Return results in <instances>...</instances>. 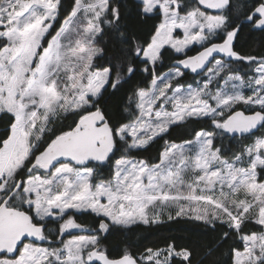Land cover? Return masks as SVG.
Instances as JSON below:
<instances>
[{"label":"snow or ice","instance_id":"obj_1","mask_svg":"<svg viewBox=\"0 0 264 264\" xmlns=\"http://www.w3.org/2000/svg\"><path fill=\"white\" fill-rule=\"evenodd\" d=\"M62 8L0 0V264H191V250L174 243L116 257L103 247L108 233L164 223L165 212L223 226L217 246L234 241L231 264H264V56L234 48L244 25L264 32V0H137L132 14L121 0H72L55 28ZM146 18L158 23L140 40L134 26ZM194 44L201 50L187 55ZM166 46L184 58L160 72ZM186 71L201 79L182 85ZM137 73L117 119L101 101ZM205 119L211 130L164 139ZM237 136L250 138L239 152L216 145ZM158 139L155 162L131 155ZM106 164L107 177L98 172ZM250 222L258 230L245 231Z\"/></svg>","mask_w":264,"mask_h":264},{"label":"trees","instance_id":"obj_2","mask_svg":"<svg viewBox=\"0 0 264 264\" xmlns=\"http://www.w3.org/2000/svg\"><path fill=\"white\" fill-rule=\"evenodd\" d=\"M63 8L61 10V16L57 18L55 28H58L63 21L64 15L69 10L72 0H62ZM137 0H121L124 5V11L126 13H134L135 4ZM191 2V0H189ZM158 23L154 18H146L142 22H138L134 26L137 37L140 40L147 38L153 25ZM54 31V29H53ZM115 41L106 37V50L109 54L115 52ZM105 47L104 44L100 45ZM234 48L244 55L264 56V32L260 30H250L248 25H244L239 32L238 37L235 39ZM198 50L196 47H192L187 51V55H191ZM163 51V65L159 67L160 72L167 71L172 61L179 59L181 56L177 55L173 49L166 46ZM100 63H103L101 60ZM143 65H141L142 67ZM234 67L241 69L242 73H248L251 75L250 66L247 62H236ZM251 67H255L252 65ZM196 76L185 72V76L179 81L182 85L192 83ZM140 80V73L132 77L128 84H125L121 89V92L116 97L109 98V94L105 93V100L101 101L103 105L105 101L108 103L110 112L117 118L122 119L124 114L120 112L117 107L118 101L124 92L130 89L131 86L137 84ZM73 117L69 115L67 119L59 122L57 125V134L60 130H68V126L71 124ZM8 123V117L0 116V135L6 130ZM205 129L211 130L208 120H192L182 127H173L170 129V133L164 139L176 140L177 142L189 140L192 138V133L196 130ZM261 131H264L262 129ZM259 135V133H257ZM223 143L225 147L230 148V152H225V155L239 152L243 145L250 143V138L235 137L225 138L223 142L216 141V145L219 147ZM163 145V140L158 139L145 150L133 151L131 155L136 158L147 159L150 162H155L158 159L159 152ZM120 153H117V158ZM92 166V165H89ZM110 171L109 165H104L98 169V172L107 177ZM73 214L72 212L69 213ZM76 219L78 222L86 225L95 226V218L89 214L77 213ZM164 223L155 225H139L133 226L131 231L128 230H114L106 235V238L102 240V245L107 249L110 256L116 257L127 248L133 253H142L146 248H164L169 243H174L178 248H188L192 252L191 264H231L229 251L234 241L229 239L223 241L217 246V241L220 239L221 234L225 231V228L220 224H217L215 228L211 225H206L202 222L190 220L186 218H177L172 221L167 220V216L162 218ZM46 226L53 227L54 231L57 228V223L54 221H47ZM258 230V226L254 223H248L245 225V231ZM47 243V242H46ZM97 264V263H96Z\"/></svg>","mask_w":264,"mask_h":264},{"label":"rangeland","instance_id":"obj_3","mask_svg":"<svg viewBox=\"0 0 264 264\" xmlns=\"http://www.w3.org/2000/svg\"><path fill=\"white\" fill-rule=\"evenodd\" d=\"M213 14H215V13H213ZM181 37H182V33H178ZM192 47H196V48H198V50L200 49V46L199 45H192V46H190V48H192ZM189 49H187L186 50V52L188 51ZM174 51V50H173ZM175 52V51H174ZM177 54V53H176ZM177 55H179V56H183L182 54H177ZM199 79H201V77H197L196 76V78H195V80H199ZM193 83V82H192ZM192 83H188V84H186L185 86H187V85H189V84H192ZM71 212V211H70ZM165 216H167V213L165 212V214L161 217V218H163V217H165ZM51 221H54V220H51ZM55 222V221H54ZM46 228L47 229H51L53 232H55L54 231V229H53V227H47L46 226ZM74 231H77V230H74ZM39 243H41L43 246H47V243L46 242H39Z\"/></svg>","mask_w":264,"mask_h":264},{"label":"water","instance_id":"obj_4","mask_svg":"<svg viewBox=\"0 0 264 264\" xmlns=\"http://www.w3.org/2000/svg\"><path fill=\"white\" fill-rule=\"evenodd\" d=\"M209 12H211V13H215V11L216 10H208ZM218 42V41H217ZM234 43H235V41H234ZM199 50H201V49H199ZM199 50H197L195 53H193V54H191V55H195ZM220 56H222L223 54H219ZM181 58H184L183 56H181L179 59H181ZM219 58V57H218ZM227 59V58H226ZM186 72H189L190 73V71H186ZM192 74V73H191ZM193 75H195V74H193ZM237 137H239V136H237ZM97 264H100V262H96Z\"/></svg>","mask_w":264,"mask_h":264}]
</instances>
